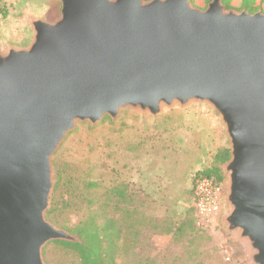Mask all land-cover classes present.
<instances>
[{
	"label": "water",
	"instance_id": "obj_1",
	"mask_svg": "<svg viewBox=\"0 0 264 264\" xmlns=\"http://www.w3.org/2000/svg\"><path fill=\"white\" fill-rule=\"evenodd\" d=\"M59 1L54 21L30 20L28 47L0 50V264H46L49 242L82 241L46 215L53 156L78 122L193 101L225 125L224 221L264 264V12L223 0Z\"/></svg>",
	"mask_w": 264,
	"mask_h": 264
},
{
	"label": "rangeland",
	"instance_id": "obj_2",
	"mask_svg": "<svg viewBox=\"0 0 264 264\" xmlns=\"http://www.w3.org/2000/svg\"><path fill=\"white\" fill-rule=\"evenodd\" d=\"M191 2L201 9L208 4ZM225 3L264 12V0ZM60 10L59 0H0V50L28 47L33 39L30 20L52 22ZM223 148H230L223 121L210 104L198 101L166 107L157 116L123 109L115 119L81 121L53 156L51 205L57 202V216L71 228L92 227L91 222L104 226L114 218L113 246L106 257L115 264H254L244 242L224 221L225 193L220 214L210 220L195 216V177L213 165L222 170L214 160ZM91 181L99 185L85 186ZM121 183L127 184L123 200L104 195L107 187ZM53 223L82 238L77 229ZM43 256L46 264H82L75 249L57 243L46 244Z\"/></svg>",
	"mask_w": 264,
	"mask_h": 264
},
{
	"label": "trees",
	"instance_id": "obj_3",
	"mask_svg": "<svg viewBox=\"0 0 264 264\" xmlns=\"http://www.w3.org/2000/svg\"><path fill=\"white\" fill-rule=\"evenodd\" d=\"M210 1V0H206ZM246 1V0H245ZM225 3V0H223ZM226 4V3H225ZM227 7L229 8H234V9H247L248 7L246 4L242 5V7H235L226 4ZM250 11V10H249ZM257 11V10H256ZM230 158V151L228 148H223L220 149L216 155H215V162L217 163H224ZM59 183L62 181V172L60 171L59 173ZM211 177L214 179L217 183L224 184L225 182V177L222 173V170L218 165H213L211 167L205 168L203 171L199 172L196 177H195V182L202 178V177ZM91 186L95 188L96 186L99 185L98 182L91 181L88 183H85V186ZM127 184L121 183L120 185L115 186L114 184L112 185L111 188L106 189L104 192V195H113L117 196V200H123L125 196V193L127 191ZM196 185V184H195ZM65 207H70L67 202H63ZM57 202L54 200L53 204L51 207L47 210V218L52 220L58 225L67 227L69 229H77L81 235V240L79 242H69V241H64V240H55L50 243H57L61 244L63 247H69L72 249H75L79 253L81 263L82 264H115L114 258L108 257L109 261L107 262V255L110 256L111 254V248L113 246V238L115 234V219L114 218H108L107 223L104 226H94L88 227L86 224H78L75 228H71L64 219H60L57 214H56V208H57ZM104 241H106V245L104 246ZM113 256V255H112ZM107 259V260H108Z\"/></svg>",
	"mask_w": 264,
	"mask_h": 264
},
{
	"label": "built area",
	"instance_id": "obj_4",
	"mask_svg": "<svg viewBox=\"0 0 264 264\" xmlns=\"http://www.w3.org/2000/svg\"><path fill=\"white\" fill-rule=\"evenodd\" d=\"M224 193V184L217 183L208 176L200 178L193 190L195 216L200 220H210L213 216L220 214Z\"/></svg>",
	"mask_w": 264,
	"mask_h": 264
}]
</instances>
